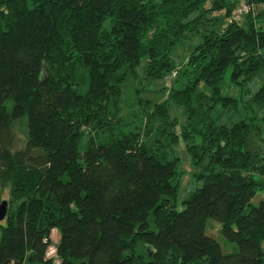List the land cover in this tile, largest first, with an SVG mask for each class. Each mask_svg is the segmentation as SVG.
Here are the masks:
<instances>
[{
    "label": "trees",
    "instance_id": "16d2710c",
    "mask_svg": "<svg viewBox=\"0 0 264 264\" xmlns=\"http://www.w3.org/2000/svg\"><path fill=\"white\" fill-rule=\"evenodd\" d=\"M263 16L264 0H0V264H264L261 122L210 115L237 100L219 91L227 65L236 83L264 65ZM250 96L263 104L264 85Z\"/></svg>",
    "mask_w": 264,
    "mask_h": 264
},
{
    "label": "rangeland",
    "instance_id": "374dc122",
    "mask_svg": "<svg viewBox=\"0 0 264 264\" xmlns=\"http://www.w3.org/2000/svg\"><path fill=\"white\" fill-rule=\"evenodd\" d=\"M258 24L262 26L264 29V16L258 20ZM195 38L191 39V42H194ZM188 48V43L183 42L182 45H176L171 50V56L173 60L177 63H180L181 57L185 54ZM261 50L264 52V46L261 47ZM140 66V65H139ZM231 66L227 65L223 70L222 77L218 83L220 94L223 95H231L237 98L236 102L233 104H221L220 100H217L215 106L211 109L210 115L212 119L216 123H228L232 120H237L245 115H252L258 119L260 123V135L263 138L262 142L259 144L260 149L264 152V103L260 104L254 99L251 98V93L256 90L259 86L264 85V65L261 66L255 75L244 83H236L230 79ZM174 73L170 75V78H166L164 82H154L152 84L153 88H157L160 85L166 84L170 85V79L174 77ZM137 82L135 80L134 84ZM206 91H209V87L207 85H202ZM201 87V85H200ZM149 98L156 99L161 95L160 92L157 91H148L146 92ZM161 99V98H159ZM169 112L171 115H175L178 117V122L176 124L175 129L179 130V124L183 122L181 120L180 113L183 112L182 108L176 105L173 102L169 104ZM182 114V113H181ZM25 119V117H24ZM24 119L20 118L17 120H13L11 125L12 129L16 132L17 136H21L24 131ZM183 119V118H182ZM173 152L178 156V169L182 170V174L180 175V184L178 188V193L176 197V208L180 209L182 207L181 198L185 196L188 190L192 187L190 180V170L191 166L189 164L188 155L184 149L183 142L179 139L177 143L173 145ZM2 198L7 199L6 191L1 193ZM264 196V190H257L255 194L252 196V203H256L260 198ZM1 199V198H0ZM205 231L207 234L213 236L219 243L220 249L223 252L233 251L236 249V244L234 242L228 241L225 239L219 232V222L214 218H207L205 223ZM51 243L55 242L57 239V233L55 230L50 231ZM53 245H50V247Z\"/></svg>",
    "mask_w": 264,
    "mask_h": 264
},
{
    "label": "built area",
    "instance_id": "2783aa9c",
    "mask_svg": "<svg viewBox=\"0 0 264 264\" xmlns=\"http://www.w3.org/2000/svg\"><path fill=\"white\" fill-rule=\"evenodd\" d=\"M250 9V5L248 3H246L245 1H240L238 2L234 7L233 9L231 10L230 14H229V17H228V20H238L239 17L247 12L248 10ZM174 71L171 72V74H173ZM49 252H53V248L50 247L49 248Z\"/></svg>",
    "mask_w": 264,
    "mask_h": 264
},
{
    "label": "water",
    "instance_id": "95a60500",
    "mask_svg": "<svg viewBox=\"0 0 264 264\" xmlns=\"http://www.w3.org/2000/svg\"><path fill=\"white\" fill-rule=\"evenodd\" d=\"M7 201L6 199H0V220L5 217Z\"/></svg>",
    "mask_w": 264,
    "mask_h": 264
}]
</instances>
